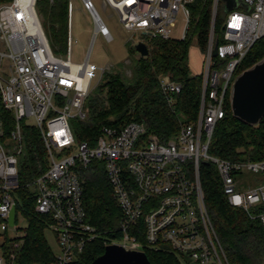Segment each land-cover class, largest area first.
I'll return each instance as SVG.
<instances>
[{
  "label": "built area",
  "instance_id": "1",
  "mask_svg": "<svg viewBox=\"0 0 264 264\" xmlns=\"http://www.w3.org/2000/svg\"><path fill=\"white\" fill-rule=\"evenodd\" d=\"M194 0H105L123 28L137 40H172L171 28L182 11L189 34L188 5ZM213 0L204 52L197 120L182 126L167 141L148 135L143 123L130 122L119 131L104 127L94 146L75 140L71 122L86 116L94 67L89 57L71 60V3L67 9V41L55 52L37 13V0H11L0 5V228L10 227L16 208L19 163L26 156L25 129H34L45 150L47 168L29 184L36 191L35 211L50 219L47 229L57 241L56 264H71L97 239L86 222L80 169L104 161L107 180L122 212L121 235L106 245L125 250L170 251L184 264H229L214 231L200 185V166H214L228 204L264 226V160H226L209 154L216 124L225 115L226 96L253 46L264 38V0ZM95 25V35L112 36L91 0H81ZM221 11L223 25L215 31ZM221 38V41H219ZM215 52V54H214ZM63 55L65 57H63ZM128 63V62H127ZM109 69V68H108ZM107 70H103V73ZM160 89L172 103L180 84L159 77ZM253 174L249 180L240 175ZM16 224V222H15ZM15 228V225L11 227ZM131 231V232H130ZM142 231L145 245L137 241ZM18 243L14 244L17 248ZM13 258V255L11 256ZM0 264H8L0 252Z\"/></svg>",
  "mask_w": 264,
  "mask_h": 264
},
{
  "label": "trees",
  "instance_id": "2",
  "mask_svg": "<svg viewBox=\"0 0 264 264\" xmlns=\"http://www.w3.org/2000/svg\"><path fill=\"white\" fill-rule=\"evenodd\" d=\"M10 1L0 0V5ZM212 2L194 0L188 5L190 27L184 40L147 41L148 54L145 57L138 56L130 77L126 75L124 64H116L111 73H103L99 84L85 101V118L71 122L77 142L94 146L104 127L119 131L130 122L143 123L148 135L167 141L182 126L197 120L202 79L199 75L191 74L188 55L193 41L201 52L206 49ZM36 9L51 48L55 52V48L63 51L67 41L68 0H37ZM221 14L219 9L215 22L218 34L223 25ZM263 57L264 38L250 50L238 73ZM161 75H168L182 87L181 93L172 103H168L160 89ZM0 117L8 120L5 126L7 133L13 127L11 117L3 109L0 110ZM24 135L26 156L19 163V187L14 191V197L16 219L17 214H20L27 225L20 238H10L7 230L3 232L0 250L5 254L8 264H56V257L45 238L50 219L36 213L37 194L29 186L46 170V154L39 134L34 129H25ZM208 152L226 160L263 161L264 118L256 127L240 122L233 117L229 96H226L225 115L215 126ZM199 172L204 203L229 264H264V226L259 220H250L246 213L228 204L213 165L201 164ZM79 173L86 222L96 229L98 237L71 264H91L104 253L106 243L120 237L122 212L107 180L104 161L93 160ZM137 241L145 245L142 231L137 234ZM11 243H18L19 246L14 249L8 246ZM144 250L151 264H184L170 251Z\"/></svg>",
  "mask_w": 264,
  "mask_h": 264
},
{
  "label": "rangeland",
  "instance_id": "3",
  "mask_svg": "<svg viewBox=\"0 0 264 264\" xmlns=\"http://www.w3.org/2000/svg\"><path fill=\"white\" fill-rule=\"evenodd\" d=\"M68 1L72 7L71 37L73 43L71 45V60L73 63L80 64L89 57L88 61L94 67L91 82V88L93 90L91 92L99 84L103 70L111 73L116 68V64H124L126 75L130 77L136 59L139 56V53L135 50L138 40L133 33L123 28L117 12L109 7L105 0H91L101 20L112 36V41H106L102 35H95L94 22L90 14L84 9L81 0ZM184 28L185 18L181 11L178 14L174 27L171 28V38L173 40H180L183 36ZM57 49L55 48V50ZM63 57L65 56L63 55ZM188 57L191 74L199 75L202 71L204 56L198 49L195 41L191 44ZM240 176L244 180H249L253 174L247 173ZM26 225L25 219L20 214H17L16 229L9 227L7 236L10 238L22 237ZM2 234L3 231L0 228V244L3 242ZM45 238L53 254L57 256L59 254V248L54 234L47 229L45 230ZM11 244L8 246H12L15 249L14 244Z\"/></svg>",
  "mask_w": 264,
  "mask_h": 264
},
{
  "label": "water",
  "instance_id": "4",
  "mask_svg": "<svg viewBox=\"0 0 264 264\" xmlns=\"http://www.w3.org/2000/svg\"><path fill=\"white\" fill-rule=\"evenodd\" d=\"M228 10L234 6L232 0ZM135 50L140 56L148 54L146 45L139 42ZM215 54V52H214ZM229 104L234 118L244 124L256 127L264 118V57L251 67L240 72L234 79L230 93ZM16 222V208L9 213L8 224L13 227ZM91 264H151L145 252L125 250L117 244L107 245L104 253Z\"/></svg>",
  "mask_w": 264,
  "mask_h": 264
},
{
  "label": "crops",
  "instance_id": "5",
  "mask_svg": "<svg viewBox=\"0 0 264 264\" xmlns=\"http://www.w3.org/2000/svg\"><path fill=\"white\" fill-rule=\"evenodd\" d=\"M68 3H69V1H68Z\"/></svg>",
  "mask_w": 264,
  "mask_h": 264
}]
</instances>
